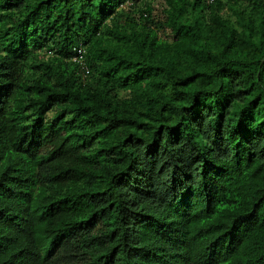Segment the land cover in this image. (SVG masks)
<instances>
[{
  "label": "trees",
  "instance_id": "1",
  "mask_svg": "<svg viewBox=\"0 0 264 264\" xmlns=\"http://www.w3.org/2000/svg\"><path fill=\"white\" fill-rule=\"evenodd\" d=\"M0 264H264V0H0Z\"/></svg>",
  "mask_w": 264,
  "mask_h": 264
}]
</instances>
